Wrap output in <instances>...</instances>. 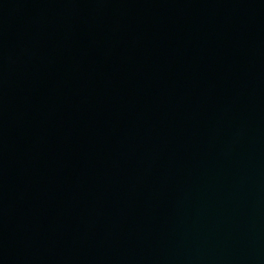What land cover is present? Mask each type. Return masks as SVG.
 <instances>
[{
    "label": "water",
    "instance_id": "water-1",
    "mask_svg": "<svg viewBox=\"0 0 264 264\" xmlns=\"http://www.w3.org/2000/svg\"><path fill=\"white\" fill-rule=\"evenodd\" d=\"M0 264H264V0H0Z\"/></svg>",
    "mask_w": 264,
    "mask_h": 264
}]
</instances>
